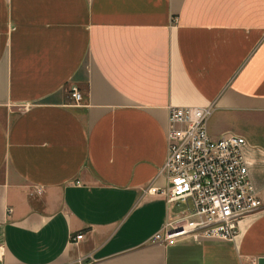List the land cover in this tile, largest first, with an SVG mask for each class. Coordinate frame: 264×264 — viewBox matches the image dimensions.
<instances>
[{
    "label": "crops",
    "instance_id": "1",
    "mask_svg": "<svg viewBox=\"0 0 264 264\" xmlns=\"http://www.w3.org/2000/svg\"><path fill=\"white\" fill-rule=\"evenodd\" d=\"M171 107H211V137L247 142L262 207L233 241L153 242L186 211L148 195ZM0 248V264H264V0H0Z\"/></svg>",
    "mask_w": 264,
    "mask_h": 264
},
{
    "label": "built area",
    "instance_id": "2",
    "mask_svg": "<svg viewBox=\"0 0 264 264\" xmlns=\"http://www.w3.org/2000/svg\"><path fill=\"white\" fill-rule=\"evenodd\" d=\"M71 93L76 105L84 101L78 88ZM211 115V107L169 109L168 156L159 174L166 184L151 185L148 195L162 197L169 205L183 204L186 211L167 225L165 233L156 235L154 243L187 235L196 240L233 241L241 221L262 207L244 152L246 140L232 134L211 137ZM83 238L78 235L71 242L77 244Z\"/></svg>",
    "mask_w": 264,
    "mask_h": 264
}]
</instances>
